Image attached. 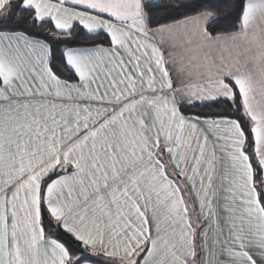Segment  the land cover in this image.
<instances>
[{"label":"snow or ice","instance_id":"snow-or-ice-1","mask_svg":"<svg viewBox=\"0 0 264 264\" xmlns=\"http://www.w3.org/2000/svg\"><path fill=\"white\" fill-rule=\"evenodd\" d=\"M0 264H264V0H0Z\"/></svg>","mask_w":264,"mask_h":264},{"label":"trees","instance_id":"trees-1","mask_svg":"<svg viewBox=\"0 0 264 264\" xmlns=\"http://www.w3.org/2000/svg\"><path fill=\"white\" fill-rule=\"evenodd\" d=\"M218 2L222 3L225 7H227L228 4H229V2H230V0H218ZM224 30L227 31V30H232V29H230V28H228V27H225ZM215 108H216L217 110H219V109H220V105H216Z\"/></svg>","mask_w":264,"mask_h":264}]
</instances>
